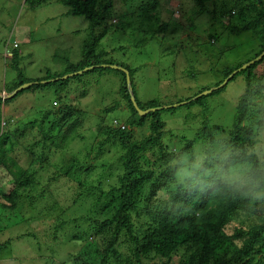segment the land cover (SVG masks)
<instances>
[{
  "label": "trees",
  "instance_id": "1",
  "mask_svg": "<svg viewBox=\"0 0 264 264\" xmlns=\"http://www.w3.org/2000/svg\"><path fill=\"white\" fill-rule=\"evenodd\" d=\"M53 1L65 6L67 15L81 16L89 22L87 43L78 64H68L61 73L49 71L36 79L25 78L18 68L19 48L6 47L5 55L11 57V65L17 72L6 85L7 91L32 82L25 88L27 91L50 89L53 97L45 105L34 106L33 114L30 113L33 116L23 119L10 113L5 115L3 107L25 89L9 99L0 96V168L8 172L13 182L9 192L0 188V214H4L2 222L6 223L0 226V233L12 225L9 210H20V221L54 224L52 247H61L62 241L68 245L81 241L93 247L95 261L88 260L89 253H84L78 257L81 264H175V256L184 257L177 264H264V202L242 198L210 176L185 182H179L176 176V160L180 156L202 153L219 143L250 157L247 162L253 167L264 165V150L255 147L264 131V71L261 74L257 71L264 66V56L256 60L264 51V43L246 61L255 62L230 79L243 75L246 89L238 99L236 118L226 137L217 136L225 127L210 126L205 118L193 138L179 136L182 142L179 146L166 140L167 123L161 118L166 107L161 109L155 100L139 99L134 84L139 68L113 61L114 58L107 57L109 52L99 50V41L127 26L124 20L127 13L114 9L117 0H26L32 7ZM118 1H139L143 13L154 11L149 16L158 21L159 32L170 27V22L161 24L156 16L157 8L167 5L164 0ZM193 1L197 9L194 17L210 15L228 32L253 31L264 42V0ZM8 50L13 55L7 54ZM246 63L226 67L223 78L215 85ZM101 64L128 69L139 107L156 110L141 115L131 100L126 73L107 67L121 74V99L103 107L96 115L94 126L86 128L91 115L81 102L88 91L78 92L74 84L77 79L82 83V77L92 69L75 73L95 65L98 66L93 70L104 69ZM68 74L75 75L64 78ZM225 87L198 99L189 97L185 101H191L185 104H200L206 109V98ZM122 106L129 110L128 118L108 122L107 114ZM167 108L173 111L175 107ZM82 141L83 148L66 157L71 145ZM57 153L61 157L54 161ZM103 155H111L110 164H99L109 172L98 185L84 183L83 174H90ZM56 183L70 187L72 201L68 206L54 196L51 186ZM76 205L83 214L69 215ZM69 228L72 230L63 232L66 236L62 240L59 231ZM14 241L8 238L1 242L0 252ZM38 245L40 248L39 242Z\"/></svg>",
  "mask_w": 264,
  "mask_h": 264
},
{
  "label": "rangeland",
  "instance_id": "2",
  "mask_svg": "<svg viewBox=\"0 0 264 264\" xmlns=\"http://www.w3.org/2000/svg\"><path fill=\"white\" fill-rule=\"evenodd\" d=\"M164 1L167 5L158 7L156 16L160 18L161 24L164 21L170 22L167 31H158V21L149 16L154 15V11L143 13L139 1L124 3L117 0L114 9L121 14L127 13L124 16L127 26L122 27L120 31H112L99 41V50L109 52L107 57L114 58L113 61L125 62L132 68H139L134 75V84L138 97L143 102L155 100L164 108L184 102L189 97L193 99L201 89L216 87L215 84L223 78L222 71L226 67L246 63L263 46L264 42L253 31L230 33L210 18V15L194 17L196 3L193 0ZM66 11L65 6L55 1L32 7L26 0H0L1 94H8L6 85L17 75L11 65V57L5 55L6 47L13 48L14 42L19 44L18 68L25 78L43 77L49 71L58 74L63 72L68 64L80 62L84 44L87 43L85 40L89 22L81 16L67 15ZM234 17V20H237V17ZM257 71L261 74L264 66L261 65ZM120 75L119 72L105 67L92 69L81 76L84 78L82 83L77 79L74 87L78 92L88 91L87 97L81 102L82 107L91 115L88 124H85L86 128L88 125L94 126L96 115L103 107L121 99ZM245 89L244 76L239 75L221 92L206 98V109L200 104L173 106V111L164 108L161 118L167 123L166 140L182 146L179 136L193 138L205 118L209 119L210 126L218 124L225 127V131L217 136L226 137L236 118L238 99ZM52 97L53 92L50 89L35 92L25 89L15 100L5 104L3 110L5 115L10 113L23 119L28 115L30 118L33 116L34 106L45 105ZM180 100L183 101L179 102ZM129 114V110L122 106L110 111L106 119L108 122L115 118L124 121ZM254 118L255 116H252L251 120ZM83 144V141L72 144L66 157L78 152L83 148ZM255 147L264 150V131L259 135V143ZM186 154L192 155H183ZM80 155L81 158L84 157L83 154ZM60 157L57 153L53 160L57 161ZM111 161V155H103L96 161L97 167L90 174H83L84 183L98 185L109 172L99 164H110ZM65 184H53L51 190L64 206H68L72 195L70 187ZM12 187L11 176L1 167V190L9 192ZM104 189H107L105 185ZM160 197L163 198V194ZM77 210L78 205L73 206L69 215L83 214ZM74 211L76 213H73ZM9 212L13 218L12 225L7 231L0 233V243L8 238L15 241L8 249L0 252V264H81L78 257L84 253H89L88 260L95 261L93 247L90 245L81 241L68 245L62 241L66 236L63 232L72 229L59 231L62 246L55 248L52 247L54 242L50 243V240L53 241V223L47 221L42 224H30L20 221V210ZM4 219V214H0V226L6 225L2 222ZM38 242L41 244L40 248ZM70 252L75 253L70 255ZM175 259V264L184 261V257L175 256Z\"/></svg>",
  "mask_w": 264,
  "mask_h": 264
},
{
  "label": "clouds",
  "instance_id": "3",
  "mask_svg": "<svg viewBox=\"0 0 264 264\" xmlns=\"http://www.w3.org/2000/svg\"><path fill=\"white\" fill-rule=\"evenodd\" d=\"M13 47H19L18 42H14ZM249 159L241 156L234 147L219 143L201 154L180 156L176 160L177 180L195 181L210 176L242 198L264 202V165L253 167L247 162Z\"/></svg>",
  "mask_w": 264,
  "mask_h": 264
},
{
  "label": "water",
  "instance_id": "4",
  "mask_svg": "<svg viewBox=\"0 0 264 264\" xmlns=\"http://www.w3.org/2000/svg\"><path fill=\"white\" fill-rule=\"evenodd\" d=\"M263 56H264V52H263L259 57H257L256 60L261 59ZM253 62H255V60H252V61H250V62L244 64L242 67H240V68L234 70V71H233V72H232V73H231V74H230V75H229V76H228V77H227V78H226L221 84H219L218 86H216V87H214V88H211V89H208V90H206V91L201 92L199 95L195 96L193 99H198V98H200V97H202V96H204V95L210 94V93H212V92H214V91H216V90H219V89L225 87V86L229 83L230 79H231L234 75H236L239 71H242V70L246 69V68H247L248 66H250ZM101 66H104V67H112V68H115V69H121V70H123V71L126 73V76H127V86H128L129 92H130V94H131V100H132V102L134 103L135 107L137 108V110L139 111V113H140L141 115H146L148 112H150V111H155V110H156V108L142 109V108L139 107V105H138V103H137V100H136V96H135V94H134V88H133V85H132V82H131L130 71H129L128 69H126L125 67H122V66L116 65V64H103V65H101ZM93 67H94V66L86 67L85 69H83V70H81V71H79V72H77V73H75V74L82 73V72H84V71H87V70H89V69H92ZM75 74H68V75H65L64 78H67V77H69V76H73V75H75ZM32 84H33L32 82L24 83V84H22L21 86H19L18 88H16L15 90H13L12 92L8 93L7 95H3L4 93H3V94L0 93V96L3 97V99H6V98L9 99V98H12V97L15 96L19 91H21V90H23V89H25V88H28V87H29L30 85H32ZM190 101H191V100H188V101H184V102H181V103H178V104H174V105H170V106H165V107L167 108V107H171V106L183 105V104L188 103V102H190ZM160 108H162V107H160Z\"/></svg>",
  "mask_w": 264,
  "mask_h": 264
},
{
  "label": "built area",
  "instance_id": "5",
  "mask_svg": "<svg viewBox=\"0 0 264 264\" xmlns=\"http://www.w3.org/2000/svg\"><path fill=\"white\" fill-rule=\"evenodd\" d=\"M15 46H17V43H15ZM7 54L11 55L12 53L10 52V50H8Z\"/></svg>",
  "mask_w": 264,
  "mask_h": 264
}]
</instances>
